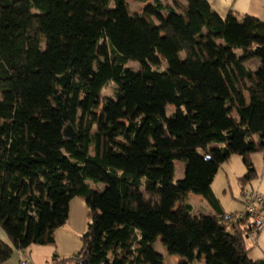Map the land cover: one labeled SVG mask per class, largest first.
I'll return each instance as SVG.
<instances>
[{
    "label": "trees",
    "instance_id": "16d2710c",
    "mask_svg": "<svg viewBox=\"0 0 264 264\" xmlns=\"http://www.w3.org/2000/svg\"><path fill=\"white\" fill-rule=\"evenodd\" d=\"M128 1L0 0V228L12 245L0 241V264L52 246L74 198L88 210L81 248L49 264H164L158 239L181 264H264L247 258L251 217L226 214L211 189L238 156L247 192L251 156L264 159V21L206 0H183L182 14L163 0L133 14ZM188 193L214 215L174 210Z\"/></svg>",
    "mask_w": 264,
    "mask_h": 264
},
{
    "label": "crops",
    "instance_id": "0c3cea01",
    "mask_svg": "<svg viewBox=\"0 0 264 264\" xmlns=\"http://www.w3.org/2000/svg\"><path fill=\"white\" fill-rule=\"evenodd\" d=\"M131 1V0H129ZM128 1V3H129ZM179 6H185L183 0H178ZM210 8L219 16L225 17L229 13L234 14L238 19L244 16H251L264 21V0H206ZM177 14H182L181 8H175L173 4L168 3ZM238 156H232L228 162L223 164L218 170L216 176L211 185L214 196L218 199L223 211L226 214H235L238 217L241 213H244L245 207L242 203L241 188L238 183V178L245 174V167L242 164L241 158H234ZM251 161L255 170V179L252 180L243 190L256 191L264 196V159L260 154H254L251 156ZM222 171V172H221ZM222 173V174H221ZM218 175H222L219 180L216 181ZM234 180L237 184L236 195L237 197H231L234 201L231 204L225 202L228 189L230 190V182ZM231 191V190H230ZM232 193V192H231ZM184 205H190L193 212L199 216L214 215V211L211 209L207 201L199 195L188 193L175 203L174 210L181 211ZM202 211H199L201 210ZM81 211L82 213H80ZM240 214V215H239ZM77 217H81L82 221L77 223ZM88 223V210H84L83 200L74 198L70 201L68 217L65 224L57 229L54 233V244L52 246H31L23 253L13 250L10 258L2 264H20L22 260L26 261L28 251V257L32 264H49L53 256L59 259H69L79 252L78 244L74 243V239H79L87 227ZM0 241L8 246H12L5 232L0 228ZM161 243V240L158 239ZM244 246L247 250V258L250 262H258L264 260V230L255 234H246L244 237ZM81 248V247H80ZM165 249V248H164ZM165 252L167 250L165 249ZM39 257L42 263H37L35 257ZM173 262L176 264L186 263V260L175 256ZM189 264H204V257L197 254L195 261Z\"/></svg>",
    "mask_w": 264,
    "mask_h": 264
},
{
    "label": "rangeland",
    "instance_id": "374dc122",
    "mask_svg": "<svg viewBox=\"0 0 264 264\" xmlns=\"http://www.w3.org/2000/svg\"><path fill=\"white\" fill-rule=\"evenodd\" d=\"M152 2V0H149L147 3H139V2H136V1H129L128 3V8H129V11L133 14H140L142 13L144 7L148 4ZM164 3L168 4V3H171L173 4V6L175 8H178V4L179 1L178 0H163ZM155 22L158 24V22L155 20ZM236 54L240 55L241 53L238 51L236 52ZM259 65V61L258 60H250V61H247L244 66L247 68V69H250L252 71H255L257 69ZM129 67L133 68V69H138V64L134 63V62H131L128 64ZM115 84L114 83H109L107 84V86L102 90V93H101V98L102 99H106V98H114L115 96ZM168 115L171 114V112L173 111V107L172 106H168ZM234 114V113H233ZM234 158H240V157H234ZM183 165H184V162L183 161H176L174 163V166H175V172H174V181H177L179 179H181L182 175H183ZM220 172V171H218ZM222 172V171H221ZM222 174V173H221ZM222 177V175H218L217 180L222 181V179H220ZM230 190L228 189V193H227V197L225 199V202L231 204L232 201H234L231 197H237L236 195V188H237V184L234 180H231L230 182ZM105 186L103 185H99V190L102 191V189L104 188ZM232 192V193H231ZM232 200V201H231ZM83 204H84V210L86 208L87 210V206L85 204V201L83 200ZM199 211H202L199 210ZM80 213H82L81 211H79ZM80 221H82V218L81 217H77V223H79ZM74 243L78 244V249H80L81 247V241H80V236H79V239H74ZM153 250L156 251L157 253L163 255V263L164 264H176L175 262H173V258L175 257L174 255H169L167 252H165V249L164 247L161 245V243L159 241L155 242L154 245H153ZM27 253V258H26V261L28 262V264H32L31 260L29 259L28 257V251H26ZM35 260L37 261V263H42L41 262V259L39 257H35Z\"/></svg>",
    "mask_w": 264,
    "mask_h": 264
},
{
    "label": "built area",
    "instance_id": "2783aa9c",
    "mask_svg": "<svg viewBox=\"0 0 264 264\" xmlns=\"http://www.w3.org/2000/svg\"><path fill=\"white\" fill-rule=\"evenodd\" d=\"M241 196L245 203V210L248 216L252 219L253 232L259 233L264 230V196L256 191L242 192ZM20 264H26L24 260Z\"/></svg>",
    "mask_w": 264,
    "mask_h": 264
},
{
    "label": "water",
    "instance_id": "95a60500",
    "mask_svg": "<svg viewBox=\"0 0 264 264\" xmlns=\"http://www.w3.org/2000/svg\"><path fill=\"white\" fill-rule=\"evenodd\" d=\"M74 132L72 131V129H70L69 127H66V129L64 130V137L66 139L72 138L74 137Z\"/></svg>",
    "mask_w": 264,
    "mask_h": 264
}]
</instances>
